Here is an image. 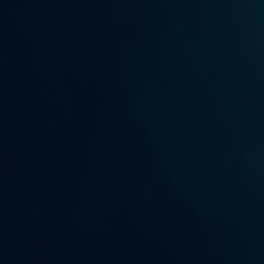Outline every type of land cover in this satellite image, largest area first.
Returning <instances> with one entry per match:
<instances>
[{
    "label": "water",
    "instance_id": "water-1",
    "mask_svg": "<svg viewBox=\"0 0 264 264\" xmlns=\"http://www.w3.org/2000/svg\"><path fill=\"white\" fill-rule=\"evenodd\" d=\"M0 264H264V0H0Z\"/></svg>",
    "mask_w": 264,
    "mask_h": 264
}]
</instances>
